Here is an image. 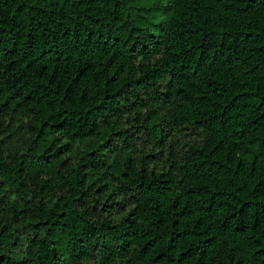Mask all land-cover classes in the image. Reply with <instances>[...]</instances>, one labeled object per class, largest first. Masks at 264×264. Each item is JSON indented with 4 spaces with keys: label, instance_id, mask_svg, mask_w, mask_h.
I'll list each match as a JSON object with an SVG mask.
<instances>
[{
    "label": "trees",
    "instance_id": "1",
    "mask_svg": "<svg viewBox=\"0 0 264 264\" xmlns=\"http://www.w3.org/2000/svg\"><path fill=\"white\" fill-rule=\"evenodd\" d=\"M0 264H264V0H0Z\"/></svg>",
    "mask_w": 264,
    "mask_h": 264
}]
</instances>
